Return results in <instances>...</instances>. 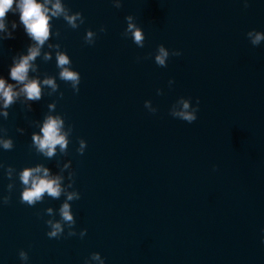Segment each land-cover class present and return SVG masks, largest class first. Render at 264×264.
<instances>
[{"label":"water","instance_id":"water-1","mask_svg":"<svg viewBox=\"0 0 264 264\" xmlns=\"http://www.w3.org/2000/svg\"><path fill=\"white\" fill-rule=\"evenodd\" d=\"M18 2L0 31V79L18 94L7 108L0 98V141L12 144L0 143V264H264V40L248 36L264 35V0H59L56 15L57 0H36L49 18L43 45ZM33 47L39 100L10 75ZM58 54L80 76L75 89ZM184 103L191 124L173 115ZM49 116L67 133L51 158L32 139ZM37 166L63 191L28 205L20 174Z\"/></svg>","mask_w":264,"mask_h":264},{"label":"clouds","instance_id":"clouds-1","mask_svg":"<svg viewBox=\"0 0 264 264\" xmlns=\"http://www.w3.org/2000/svg\"><path fill=\"white\" fill-rule=\"evenodd\" d=\"M15 0H0V31H3L5 25L3 21L5 20L6 14L13 8ZM16 7L20 12V22L24 25V28L29 36H31L36 42L37 45H43L49 37V18L46 15L47 9L44 8L41 4L37 3L36 0H19L16 3ZM247 7V5H245ZM55 12L53 15L59 14L63 11L59 0L54 5ZM68 20V23L75 27L76 17H65ZM127 20L131 21L132 17H127ZM16 28L15 22H13V29ZM135 26L129 23L128 31L132 32L135 43L143 47L144 36L142 35L139 29L133 31ZM91 33L88 34V39H91ZM253 46L259 45L261 40H264V35L260 33L249 32L248 36L252 37ZM39 47H33L29 49V54L20 59V62L11 68V78L17 83L23 84L24 87L21 89V92L25 93L29 100H39L41 97V88L38 81L32 80L28 81V71L31 67L30 61H33L39 55ZM181 53L173 52V56H180ZM169 53L165 51L163 47L159 48V55L155 57V62L158 66H164L166 59L168 58ZM46 59L48 57H45ZM58 67L62 69L60 72V78L64 81L72 82L73 88H76V85L80 83V76L75 71H70L68 68H65V65H69L70 61L66 55L58 54L57 55ZM27 81V83H25ZM45 84L51 86L54 90L56 85L53 80L48 79L44 81ZM78 92L79 90L76 89ZM18 94L13 91V85L7 84L4 79H0V98L4 101V107L7 108L10 104L13 103L14 97ZM199 103V101H198ZM184 111L173 113L174 116H178L184 121H187L189 124L195 122L197 117L188 112L189 108L188 103L183 104ZM7 116V113H4ZM63 121L59 117L53 118L49 116L46 118L43 127L41 128L42 136L33 135L32 139L37 145L38 150L51 158L55 154L57 146H60L61 151L63 152L67 147L66 135L67 133L62 134ZM3 144L5 149H10L12 147L11 141H0ZM85 146L84 141H81V149L78 150L82 154V150ZM42 173V175H40ZM20 180L25 186V189L22 193V202H27L28 205H35L37 202H41L45 194L54 199H58L61 196L62 188L60 186L61 177L57 176L55 178L49 175V170L47 168H42L40 166L34 168H27L22 171L20 174ZM79 198L76 193L67 194L68 200H73V198ZM48 214L51 215V209L47 210ZM60 216L63 222L71 225L73 223V216L70 214V208L68 203H64L60 209ZM48 226L53 230L47 233L49 238L58 237L61 233L62 228L59 222L53 223L52 221H47ZM23 257L24 254L21 253Z\"/></svg>","mask_w":264,"mask_h":264}]
</instances>
